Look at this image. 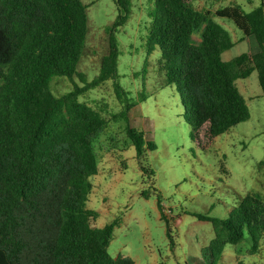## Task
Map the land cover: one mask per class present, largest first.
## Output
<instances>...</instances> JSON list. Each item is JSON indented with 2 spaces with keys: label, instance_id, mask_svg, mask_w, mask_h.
<instances>
[{
  "label": "trees",
  "instance_id": "trees-1",
  "mask_svg": "<svg viewBox=\"0 0 264 264\" xmlns=\"http://www.w3.org/2000/svg\"><path fill=\"white\" fill-rule=\"evenodd\" d=\"M196 1L153 0L145 66L158 53L160 86L179 93L192 139L207 149L251 118L238 80L257 72L264 97V0L250 12L240 5L200 11ZM117 6L119 15L106 29L99 76L56 95L55 77L85 80L79 66L87 49L89 7L82 0H0V264H135L108 252L118 220L99 228L93 225L99 214L87 207L91 178L99 173L92 139L108 121L81 96L111 81L122 106L116 117L125 121L137 157L157 149L130 119L146 97L131 98L121 84L117 35L132 0H117ZM216 17L233 21L242 41L254 37L260 51L224 61L236 42ZM158 208L167 220L160 202ZM185 214L211 223L214 232L206 255L190 256V264H218L226 247L239 245L246 235L250 254L260 248L264 196L259 192L243 196L226 218Z\"/></svg>",
  "mask_w": 264,
  "mask_h": 264
},
{
  "label": "rangeland",
  "instance_id": "rangeland-1",
  "mask_svg": "<svg viewBox=\"0 0 264 264\" xmlns=\"http://www.w3.org/2000/svg\"><path fill=\"white\" fill-rule=\"evenodd\" d=\"M88 8L86 54L73 80L55 77L51 88L56 95L84 87L100 74L101 59L107 53L106 29L119 15L117 0H82ZM261 0H200L197 10H216L240 5L246 12ZM132 11L119 29L121 52L118 73L130 97L146 99L130 119L145 132L146 141L157 149H148L138 158L119 117L112 82L86 92L80 101L102 112L108 126L92 141L99 160V173L91 178L93 191L88 209L99 214L93 225L101 228L118 220L108 249L114 258L133 259L135 264H190V256L206 255L214 238L212 224L185 214H203L226 218L229 211L248 193L264 196V97L257 72L237 81L250 109L251 118L218 136L207 148L192 139L191 127L184 118L179 93L173 87L162 88L155 71L158 53L147 59L145 40L151 23L153 0H132ZM215 20L230 32L236 45L223 54L230 61L243 54H255L260 48L254 37L241 40L243 33L233 21ZM196 42L199 35H194ZM158 202L162 206L161 217ZM169 224V226H168ZM170 229V236H168ZM252 241L246 235L239 245H228L218 264H264V237L260 248L250 254Z\"/></svg>",
  "mask_w": 264,
  "mask_h": 264
}]
</instances>
